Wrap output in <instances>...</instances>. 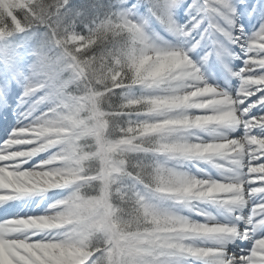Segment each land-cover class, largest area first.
Returning <instances> with one entry per match:
<instances>
[{"label": "snow or ice", "instance_id": "6c2138e0", "mask_svg": "<svg viewBox=\"0 0 264 264\" xmlns=\"http://www.w3.org/2000/svg\"><path fill=\"white\" fill-rule=\"evenodd\" d=\"M0 264H264V0H0Z\"/></svg>", "mask_w": 264, "mask_h": 264}]
</instances>
